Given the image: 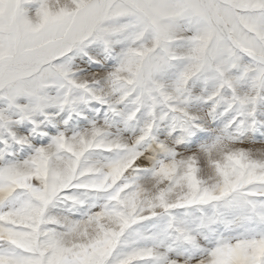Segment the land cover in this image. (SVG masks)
Masks as SVG:
<instances>
[{"label":"snow or ice","instance_id":"6c2138e0","mask_svg":"<svg viewBox=\"0 0 264 264\" xmlns=\"http://www.w3.org/2000/svg\"><path fill=\"white\" fill-rule=\"evenodd\" d=\"M0 264H264V0H0Z\"/></svg>","mask_w":264,"mask_h":264}]
</instances>
